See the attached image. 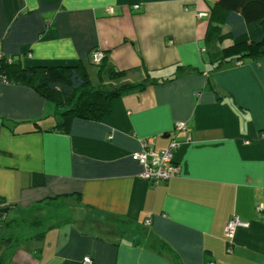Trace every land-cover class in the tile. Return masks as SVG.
<instances>
[{
	"label": "crops",
	"instance_id": "obj_1",
	"mask_svg": "<svg viewBox=\"0 0 264 264\" xmlns=\"http://www.w3.org/2000/svg\"><path fill=\"white\" fill-rule=\"evenodd\" d=\"M216 1L0 0V54L24 68L82 64L94 86L147 83L65 134L55 103L0 79L7 218L50 225L10 264H264V57L214 69L233 44L207 37ZM173 137L180 175L140 178L142 141L159 152ZM235 216L250 227L228 240Z\"/></svg>",
	"mask_w": 264,
	"mask_h": 264
},
{
	"label": "trees",
	"instance_id": "obj_2",
	"mask_svg": "<svg viewBox=\"0 0 264 264\" xmlns=\"http://www.w3.org/2000/svg\"><path fill=\"white\" fill-rule=\"evenodd\" d=\"M210 28L207 37L214 42L231 40V46L218 54L215 70L225 63L255 61L264 57V0H217L209 9ZM223 27L228 30L224 31ZM102 61L100 72L105 68ZM126 75L110 69L109 79L119 80ZM0 76L6 82L28 86L55 103L62 118L57 129L69 134L75 119L100 121L111 111L114 99L132 91L146 89L147 83L120 86H94L86 67L24 68L13 58H0ZM37 180V175H34ZM42 177L39 185H44ZM9 207L0 197V209ZM50 225L42 220L0 219V264H10L17 248L30 240H43Z\"/></svg>",
	"mask_w": 264,
	"mask_h": 264
},
{
	"label": "built area",
	"instance_id": "obj_3",
	"mask_svg": "<svg viewBox=\"0 0 264 264\" xmlns=\"http://www.w3.org/2000/svg\"><path fill=\"white\" fill-rule=\"evenodd\" d=\"M139 5L135 6L138 9ZM107 12L113 14L112 8H108ZM207 16L209 14H206ZM4 54H0L2 58ZM105 58V54L101 51H94L92 53L93 63L100 65ZM1 79V76H0ZM6 81L5 78L1 79ZM175 132L186 133V143L191 141V132L188 125L185 122H176ZM152 143L151 139L142 141V149L132 154V159L138 162L142 167L140 178L150 182L152 185H158L160 183L167 182L171 178L180 175V165L175 161V152L181 146V143L173 137L169 143L167 149L162 151H155L150 147ZM250 224L241 221L238 217H233L226 226L225 237L229 240L234 238L235 232L238 228H249ZM84 264H93L90 258L84 259ZM210 264H214L213 262Z\"/></svg>",
	"mask_w": 264,
	"mask_h": 264
},
{
	"label": "water",
	"instance_id": "obj_4",
	"mask_svg": "<svg viewBox=\"0 0 264 264\" xmlns=\"http://www.w3.org/2000/svg\"><path fill=\"white\" fill-rule=\"evenodd\" d=\"M11 210V207H5L0 209V219L7 213H9Z\"/></svg>",
	"mask_w": 264,
	"mask_h": 264
},
{
	"label": "rangeland",
	"instance_id": "obj_5",
	"mask_svg": "<svg viewBox=\"0 0 264 264\" xmlns=\"http://www.w3.org/2000/svg\"><path fill=\"white\" fill-rule=\"evenodd\" d=\"M63 211V210H62ZM70 215V214H69Z\"/></svg>",
	"mask_w": 264,
	"mask_h": 264
}]
</instances>
